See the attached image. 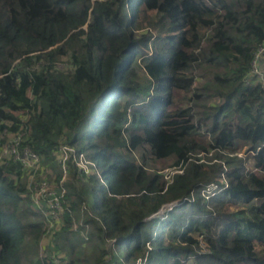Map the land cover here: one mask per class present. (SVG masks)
<instances>
[{"label": "trees", "instance_id": "obj_1", "mask_svg": "<svg viewBox=\"0 0 264 264\" xmlns=\"http://www.w3.org/2000/svg\"><path fill=\"white\" fill-rule=\"evenodd\" d=\"M262 46L264 0H0V264H264Z\"/></svg>", "mask_w": 264, "mask_h": 264}, {"label": "rangeland", "instance_id": "obj_2", "mask_svg": "<svg viewBox=\"0 0 264 264\" xmlns=\"http://www.w3.org/2000/svg\"><path fill=\"white\" fill-rule=\"evenodd\" d=\"M138 134L141 133V131H137ZM7 149H9L7 147ZM208 155V153H206L205 150H200L197 152V156L203 157ZM239 155H243V152H239ZM163 160H159L156 162V166L157 168H160L163 164ZM34 162L30 164L31 167H35ZM33 169V168H32ZM36 170V168L34 169ZM163 172H168L170 171V168H166L162 170ZM86 173L88 174H92V170L87 169ZM36 177H39L41 180L40 184H38L36 182H34V179ZM44 175L42 174V176L40 175H34V172L32 174H30V180H32V182H34V185L32 187V198H33V204H34V208L35 210H40V209H44L45 210V214L47 216H49L48 219V226L50 228H52V231H50V234L45 236V238L42 240L41 242V249H43L45 246H47L48 244H50V241L53 239L54 236V232L59 228L60 223L59 220L54 221L55 219H58V217L61 214L62 211V206L61 203L59 201H57V192L55 189V184L53 182L51 183H47L45 181ZM41 207V208H40ZM238 207L234 204L231 203V205H229L228 209L229 210H233V209H237ZM51 210V211H50ZM162 210V209H161ZM159 211L158 214H156V216L162 217L163 213L165 212L164 209L163 211ZM161 213V214H160ZM196 238L198 237V235L193 234ZM183 264H195V262L193 260H189Z\"/></svg>", "mask_w": 264, "mask_h": 264}, {"label": "built area", "instance_id": "obj_3", "mask_svg": "<svg viewBox=\"0 0 264 264\" xmlns=\"http://www.w3.org/2000/svg\"><path fill=\"white\" fill-rule=\"evenodd\" d=\"M263 60H264V46L259 48L258 53L256 54V57H255V61L253 62V68L251 71V73L256 75L258 79L261 81L264 80V68L260 67L263 64L262 63ZM3 154L4 155L6 154L7 156H11V154H13L14 155L13 157L18 156L14 147H11L9 149L6 148ZM23 156H24V159H27V162L29 163H33V162L35 163L38 160L37 156L28 150L24 151ZM176 204H178V202L168 204L166 210L170 209L172 206Z\"/></svg>", "mask_w": 264, "mask_h": 264}, {"label": "bare ground", "instance_id": "obj_4", "mask_svg": "<svg viewBox=\"0 0 264 264\" xmlns=\"http://www.w3.org/2000/svg\"><path fill=\"white\" fill-rule=\"evenodd\" d=\"M167 208V206H165L161 211H163L164 209H166Z\"/></svg>", "mask_w": 264, "mask_h": 264}]
</instances>
